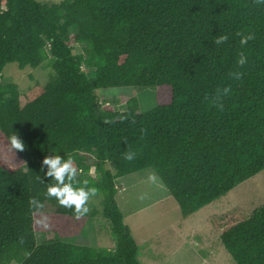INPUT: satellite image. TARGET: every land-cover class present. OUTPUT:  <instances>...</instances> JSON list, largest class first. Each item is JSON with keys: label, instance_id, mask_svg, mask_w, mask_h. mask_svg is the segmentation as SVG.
Segmentation results:
<instances>
[{"label": "trees", "instance_id": "16d2710c", "mask_svg": "<svg viewBox=\"0 0 264 264\" xmlns=\"http://www.w3.org/2000/svg\"><path fill=\"white\" fill-rule=\"evenodd\" d=\"M46 60L53 76L43 85L0 82V264H140L115 179L151 168L185 216L264 169V0H0V76L7 63ZM107 87H154L155 106L134 113L128 100L112 111L94 94ZM50 152L71 155L81 175L93 166V177L75 179L102 196L111 250L65 240L98 212L76 217L44 195ZM210 222L234 264H264V203ZM38 232L58 239L38 243Z\"/></svg>", "mask_w": 264, "mask_h": 264}, {"label": "rangeland", "instance_id": "374dc122", "mask_svg": "<svg viewBox=\"0 0 264 264\" xmlns=\"http://www.w3.org/2000/svg\"><path fill=\"white\" fill-rule=\"evenodd\" d=\"M42 3H58L61 0H36ZM74 27L69 34H74ZM73 54L82 53L83 45L71 43ZM84 71L92 70L82 64ZM53 76L49 61L36 67L19 69L15 63H7L2 69L0 82H13L23 92L34 84L43 85ZM98 103L112 111L123 112L130 107L134 113H145L155 106L154 87H112L94 91ZM135 104V106L133 105ZM3 161L8 157L0 153ZM90 160V159H89ZM7 164V162H5ZM9 163V162H8ZM104 168L112 169L109 163ZM94 176L93 166L83 175ZM115 201L138 247L140 264H234L218 239V232L211 225L214 216L239 210L248 216L264 203V169L235 185L230 191L198 208L188 215L180 210L166 188L151 168H145L114 180ZM102 196L91 197L89 208L98 214L89 218L78 235L65 239L75 245H88L111 250L114 242L108 221L100 214ZM54 234L36 233V241H53ZM15 264V263H11Z\"/></svg>", "mask_w": 264, "mask_h": 264}, {"label": "clouds", "instance_id": "9594fccd", "mask_svg": "<svg viewBox=\"0 0 264 264\" xmlns=\"http://www.w3.org/2000/svg\"><path fill=\"white\" fill-rule=\"evenodd\" d=\"M251 35L245 36L242 38L241 43L245 42L248 39H251ZM226 39L224 36H220L217 38L216 43H220ZM245 62V58L241 55L237 64H243ZM237 78H239V73L234 74ZM228 92L227 88L222 90H218L219 95L225 94ZM217 107H223L222 104H217ZM8 141L11 147L15 150H22L23 143L18 138L15 133H11L8 137ZM133 153L128 152L125 154V159H132ZM41 166L43 170V175L48 177V181L44 183V195L49 198H54L55 201L65 209H71L73 215L79 217L88 212L87 201L90 196L95 194V188L92 187H84L77 186L76 177L80 169L76 166L74 159L71 155H58L50 152L49 155L43 157L41 161ZM39 180L41 177L39 175ZM42 182V180H41ZM29 207L37 212H40L43 208L42 202L35 196L29 199ZM46 219L45 216H41V219L35 221L36 224L40 225L44 223Z\"/></svg>", "mask_w": 264, "mask_h": 264}]
</instances>
